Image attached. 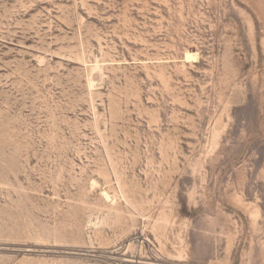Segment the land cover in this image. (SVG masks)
Listing matches in <instances>:
<instances>
[{
	"label": "rangeland",
	"instance_id": "obj_1",
	"mask_svg": "<svg viewBox=\"0 0 264 264\" xmlns=\"http://www.w3.org/2000/svg\"><path fill=\"white\" fill-rule=\"evenodd\" d=\"M0 264H264V0H0Z\"/></svg>",
	"mask_w": 264,
	"mask_h": 264
}]
</instances>
